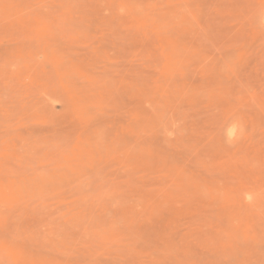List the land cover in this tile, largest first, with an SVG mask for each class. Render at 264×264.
<instances>
[{"label": "rangeland", "instance_id": "obj_1", "mask_svg": "<svg viewBox=\"0 0 264 264\" xmlns=\"http://www.w3.org/2000/svg\"><path fill=\"white\" fill-rule=\"evenodd\" d=\"M0 264H264V0H0Z\"/></svg>", "mask_w": 264, "mask_h": 264}]
</instances>
